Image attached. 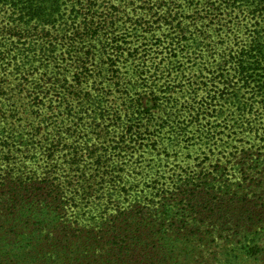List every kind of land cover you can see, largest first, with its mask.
Listing matches in <instances>:
<instances>
[{"label":"rangeland","instance_id":"374dc122","mask_svg":"<svg viewBox=\"0 0 264 264\" xmlns=\"http://www.w3.org/2000/svg\"><path fill=\"white\" fill-rule=\"evenodd\" d=\"M100 3L103 12L85 10L76 18L78 28L70 30L80 36L44 38L58 50L46 70H32L34 79L25 69L8 65L11 57L0 62V152L14 150L6 161L28 180L41 175L48 185H64L77 199L71 200L73 210L83 216L103 213L104 201L106 214L137 209L141 203L138 210L143 211L133 216L146 219L142 228L150 223L164 232L160 246L164 251L165 241L169 244L166 263L176 261L178 246V261L195 248L193 260L199 264H227L226 259L264 264V102L253 100L245 118L213 121L197 114L203 101L213 104L207 98L215 91L209 77L218 73L221 51L246 42L255 29L264 36V2L253 16L243 7L233 12L214 8L224 7L222 1L134 0L141 22L121 30L117 21L125 2ZM89 19L109 24L111 33L103 29L96 39L84 35ZM185 36L204 41L202 59V48L185 47L191 42ZM7 38L9 49L26 42ZM178 42L187 50L181 52ZM64 46L70 51L63 52ZM39 52L35 57L46 58L43 46ZM35 82L41 86L38 95L33 94ZM171 118L183 131L165 132ZM15 139L24 145L14 148ZM173 173L201 175L212 184L178 181L171 190H159L172 187ZM209 186L215 190L208 192ZM23 259L46 264L41 257ZM129 263L123 256L107 264Z\"/></svg>","mask_w":264,"mask_h":264},{"label":"trees","instance_id":"16d2710c","mask_svg":"<svg viewBox=\"0 0 264 264\" xmlns=\"http://www.w3.org/2000/svg\"><path fill=\"white\" fill-rule=\"evenodd\" d=\"M121 1L125 2L126 7L121 11L120 18L118 17L117 24L121 25L120 30L126 24H128L127 27H136L141 22V18H137L139 13L136 12L134 0ZM218 1H222L225 6L214 8L230 9L233 12L243 7L253 16L259 12L264 2V0H212L213 4ZM101 5L100 0H0V33L9 37L16 36L20 42L22 39L26 40V42L17 44L16 49H9L7 47L8 36L0 37V52L1 56H4L0 59L1 64L5 60V55L11 57L8 65L12 64L17 67V70L25 69L34 79L35 75L32 70L38 67L46 70L51 64L50 58L58 50L55 43L50 42L46 45L44 38L61 40L73 35L80 36L75 30H70L73 27L77 30L78 15L83 14L82 11L85 10L93 11V13L103 12L104 8L100 9ZM130 5L133 7L127 9ZM208 10L211 12V8ZM90 14L94 18V14ZM85 26L84 35L89 34L92 39L100 37L102 32H105L103 29L111 33L109 24L102 26L100 22L96 23L95 19L85 21ZM248 38L246 42L240 43L235 49H230L228 53L227 48L221 51L223 54L217 62L218 73L215 74L216 71H214L209 77V80L213 81L212 86L215 87V91H212L213 95L209 91L207 98L209 97V101L213 104L203 101L198 108V116L205 113L213 118V121L217 119L226 121L229 117L245 118L251 114L250 108L259 97L261 102H264V36L255 29ZM183 40H191L190 44L185 47L202 48V51H198L202 59L204 41L199 36H185ZM178 44L181 46L179 48L181 52L187 50L181 42ZM41 46L44 47L43 54L47 55L43 59L37 58ZM70 49L71 46L65 47L63 52L70 51ZM217 50L218 48L208 51L216 52ZM13 58L15 61L11 63ZM220 85L222 87H219ZM40 87L36 83L33 90L36 91V88ZM230 88L233 91L229 90ZM40 91L41 89L33 94L38 95ZM244 94H251V96L245 97ZM176 120L171 118V123L165 131L167 134H171L173 129L183 131L181 126L178 127L175 124ZM243 126L245 127L244 122ZM15 143L24 145L20 144L24 143L23 140H16L13 142L14 148H17L14 146ZM13 151L1 149L0 152V264H21L22 262L25 264L26 260L23 257L31 262L41 257L46 264H107L110 258L117 260L123 256L125 261L128 257L130 258L129 264H199V260H193L194 252L197 251L195 248L186 251L184 261H178L181 254L178 246L174 253L176 261L165 262L170 258L166 252L169 244L165 241L164 251L160 246V242L165 240L160 232H164L160 229L154 230L150 223L149 228H142V224H145L143 221L146 219L143 216H133L143 211L138 210L141 203L137 204V209L129 210L128 207H122L116 209L115 213L106 214L105 204L107 202L104 201L100 206V211L103 210V213L83 216L73 210L75 206H72L71 200L76 201L77 199L74 195H69L64 185L60 183L48 185L41 175L32 176V179L28 180L23 170L16 169L14 163H7L6 160ZM9 152L11 153L8 154ZM248 162L252 163V160ZM15 166H19L18 163H15ZM33 174L37 173L33 172ZM192 174L181 176L182 174L178 173L180 177L177 178L176 173H173L171 174L173 176L172 187L168 186L166 189L159 190H171L178 181L186 184L193 183L197 187L200 184L198 182L212 184L209 179L201 175L190 177ZM208 188V192L210 188L211 192L215 190L214 187L209 186ZM217 190H221L220 187ZM91 199L93 197L87 200ZM189 203L185 207H188ZM161 206L164 211H167L166 203ZM151 208L155 209V207ZM178 210L181 212L183 208ZM176 221L179 222V219L176 218ZM172 242L174 244L176 241L173 239ZM198 250L200 254L203 253V249ZM253 250L252 247L246 253H251ZM136 251L138 256L133 254ZM161 252L162 258L159 255ZM158 255L160 260L154 263ZM12 258L14 260H11ZM226 263L235 264V261L226 259ZM200 264H204L203 261Z\"/></svg>","mask_w":264,"mask_h":264}]
</instances>
